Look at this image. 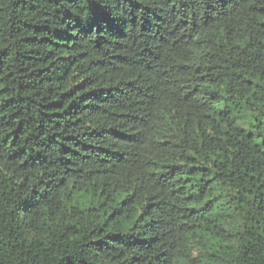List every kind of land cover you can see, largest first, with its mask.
I'll list each match as a JSON object with an SVG mask.
<instances>
[{
    "label": "trees",
    "instance_id": "1",
    "mask_svg": "<svg viewBox=\"0 0 264 264\" xmlns=\"http://www.w3.org/2000/svg\"><path fill=\"white\" fill-rule=\"evenodd\" d=\"M0 264H264V0H0Z\"/></svg>",
    "mask_w": 264,
    "mask_h": 264
}]
</instances>
